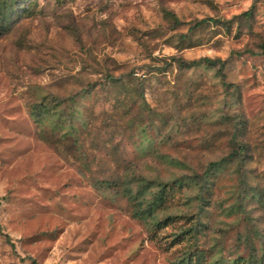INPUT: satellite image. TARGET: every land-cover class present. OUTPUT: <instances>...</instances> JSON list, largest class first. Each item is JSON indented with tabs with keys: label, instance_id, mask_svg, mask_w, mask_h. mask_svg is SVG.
Wrapping results in <instances>:
<instances>
[{
	"label": "rangeland",
	"instance_id": "1",
	"mask_svg": "<svg viewBox=\"0 0 264 264\" xmlns=\"http://www.w3.org/2000/svg\"><path fill=\"white\" fill-rule=\"evenodd\" d=\"M12 5L0 264H264V0ZM201 58L226 65L178 67ZM141 175L169 186L156 221L135 217L163 188Z\"/></svg>",
	"mask_w": 264,
	"mask_h": 264
},
{
	"label": "trees",
	"instance_id": "2",
	"mask_svg": "<svg viewBox=\"0 0 264 264\" xmlns=\"http://www.w3.org/2000/svg\"><path fill=\"white\" fill-rule=\"evenodd\" d=\"M13 1H15V0H0V33L5 30L4 23H6L8 20V11L13 6L12 5ZM166 15L168 17H170V19L172 21H174L176 24L179 23V20L176 18L175 15L170 14V13H166ZM210 21L211 20H209V19L201 20V21L197 22L190 29L194 30L196 28L202 27L203 25L209 23ZM177 63H178V67L180 69H189V68L200 66V65H206L209 67H214V66L218 65L222 68L226 65V61H223L221 59H211V58H201L199 60H194V61H186L183 59H179V60H177ZM109 80H110L111 85H120L123 83V80L121 78H117L114 76H109ZM49 113H50L49 108L46 105L41 104L39 106H35L32 109L31 115L37 121V123L40 124V123H43L44 117L46 119L47 114L49 115ZM229 161L230 160L228 158H223L220 161L212 162L209 165V168L205 173L208 175L211 170L217 169L220 166L227 164ZM193 179H194V181L195 180L200 181L203 179V177L194 176L192 178V180ZM139 181L141 182V185H139L138 187L140 190H142L140 195H142L144 198L146 197L147 193H150V191L152 190L153 187L163 186L161 191L154 193V195L151 197V200L148 201V203L146 204L145 208L137 207V210L135 212V217H137L138 219H146L148 217L150 219H153V221H156L155 214L157 213L158 210H160L163 207V204L165 203V194L164 193H166V190L169 186L167 184H165V185L159 184L155 180H147V178L142 176V175L140 176ZM177 183H179L180 186L183 185V181L175 182L174 184L176 185ZM128 198L130 200H132V199L138 200V197L134 196L133 190L131 188L128 189ZM160 223L161 222H158L159 225H160ZM0 232H1V227H0ZM6 238L9 239L8 236H6ZM32 264H37V261L32 260Z\"/></svg>",
	"mask_w": 264,
	"mask_h": 264
}]
</instances>
